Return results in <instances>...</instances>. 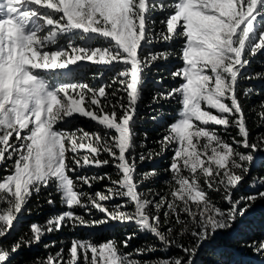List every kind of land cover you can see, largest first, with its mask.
I'll use <instances>...</instances> for the list:
<instances>
[{
	"label": "snow or ice",
	"instance_id": "1",
	"mask_svg": "<svg viewBox=\"0 0 264 264\" xmlns=\"http://www.w3.org/2000/svg\"><path fill=\"white\" fill-rule=\"evenodd\" d=\"M158 44L177 47L153 50ZM262 53L264 0H0V264H14L22 249L64 228L110 224L134 230L124 227L119 241L74 237L67 250L51 252L53 240L43 245L46 256L25 264H196L206 241L264 201V175L252 172L264 163V133L252 136L241 99L261 92L240 87L264 80V72L248 71ZM170 58L180 63L156 79L161 90L151 104L173 102L177 116L154 142L159 149L137 160L145 76ZM81 64L115 74L104 81L97 73L95 86L55 79ZM165 79L179 83L168 87ZM251 112L264 128V100ZM79 120L87 123L76 126ZM165 152L172 153L163 169L167 191L142 190L160 172L137 173L138 164ZM109 166L116 178L89 174ZM105 181L103 190L94 188ZM245 182L255 191L236 196ZM49 187L66 210L9 241L31 214L32 196ZM143 235L156 243L123 251ZM244 246L264 256V239Z\"/></svg>",
	"mask_w": 264,
	"mask_h": 264
},
{
	"label": "trees",
	"instance_id": "2",
	"mask_svg": "<svg viewBox=\"0 0 264 264\" xmlns=\"http://www.w3.org/2000/svg\"><path fill=\"white\" fill-rule=\"evenodd\" d=\"M176 48V44L166 45L158 44L153 47V50H161L163 48ZM179 60L177 58H170L167 62H160L153 67V69L148 72L145 76V82L143 86V99L140 105V119H138L135 130L137 132L136 142H137V160L139 158L140 152H147L149 149L158 150L159 146L154 142L161 138L163 134V129L170 124L177 116L178 105L173 102L164 103L162 108L160 105L151 104V99L154 92L161 90V86L155 83L159 76H165L169 71L174 70L176 66L179 65ZM159 69V71H157ZM249 72H264V53L259 54L255 57L251 66L248 69ZM99 72H104V76L101 78L107 81L115 73L113 70H107L104 66L81 64L80 71H76L77 80H83L93 86L97 85L100 81L93 79L95 75ZM179 81L173 83L169 79L164 80V85L168 87H174ZM251 86L255 89H259L261 92L260 96L253 95L250 99H246L241 96L244 104L245 112L248 117L249 128L251 129L252 136L257 133H264V128H257L254 126V113L251 109L254 105H258L261 100H264V80H246L241 82V90L244 87ZM150 105V106H149ZM160 111L161 115L157 121L150 119L152 115H156V111ZM259 123V121H255ZM148 134L146 141V148H140L139 144L144 141V133ZM234 135L235 132L232 131ZM221 135L225 138H229L228 134L221 131ZM172 155L171 152H165L161 157H157L151 161L145 160L143 164H138L137 173L146 172L151 168H156L159 170L160 175L155 178L152 182L146 183L142 186V190L149 187L156 191H160L164 194L167 191V186L163 183L164 180L168 179L169 176L163 171V169L168 167V157ZM107 171L113 174L115 177V170L109 166L105 169H92V172H104ZM91 172V171H90ZM253 174L260 173L264 175V163L257 161L256 166L252 169ZM139 178V177H138ZM108 183L107 181L101 182L100 184L94 185L97 190L102 189V185ZM255 189H249L247 187V182L243 187L235 193L236 196L241 194H248ZM49 193H52L51 198L55 201L54 205H49L47 199L49 198ZM213 197L217 194L213 193ZM220 206L225 207L221 204ZM27 209L31 210V214L25 212L24 216L21 217L22 223L17 226L18 230L9 237V241L15 239L17 236L26 234L29 225L32 222H38L43 224L50 216L60 213L66 210L61 206L59 195L54 192V188L49 187L48 189H42L39 196L33 195L29 203L26 206ZM78 214H83V210L76 209ZM127 227V231L131 232L134 229L132 226ZM124 227L120 225H108L102 228L85 229L79 228L76 230H71L69 228H64L60 232L53 233L51 235H46L39 245L34 246L32 249H22L21 252L15 257L14 264H25V262L32 261L36 257L46 256L43 245L49 243L50 241H57V247L51 248L49 251L55 252L59 247L63 246L65 250L70 246V241L72 238L77 237L80 239L88 238L89 235L94 237L95 243L104 242L108 239L115 238L118 241L124 238ZM252 239H264V201H257L253 207L247 212L244 217H237L232 228L219 231L214 238L206 241L197 253L195 260L196 264H264V261L260 257L255 256L254 250L249 247H245L246 241H251ZM61 242H63L61 244ZM156 241L148 235L139 236L130 242V246L127 249H123L124 252L131 253L132 250L139 246H144L147 244H155ZM173 252L168 253V255H173ZM154 256H162L164 253L156 252ZM254 255L255 259H252ZM149 257H142V259H148ZM260 259V260H259Z\"/></svg>",
	"mask_w": 264,
	"mask_h": 264
},
{
	"label": "rangeland",
	"instance_id": "3",
	"mask_svg": "<svg viewBox=\"0 0 264 264\" xmlns=\"http://www.w3.org/2000/svg\"><path fill=\"white\" fill-rule=\"evenodd\" d=\"M76 71H80V66H78V67H71L70 70H68L67 72H63V73L62 72H57L56 73V76H55V79L56 80H77V78H76V76H77L76 75ZM139 112H140V109H139ZM86 123L87 122L84 121V120L74 121V124L76 126H84V124H86ZM92 127L93 126H89V129H91ZM90 171L92 172V169L89 170V174H91ZM103 187H104V185H102V189H100V190H103ZM255 256L260 257V259H262L264 261V256L257 255V254H255ZM252 259H255L254 258V255H253Z\"/></svg>",
	"mask_w": 264,
	"mask_h": 264
}]
</instances>
